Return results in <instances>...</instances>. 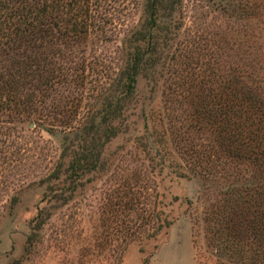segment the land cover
Masks as SVG:
<instances>
[{
  "label": "rangeland",
  "instance_id": "374dc122",
  "mask_svg": "<svg viewBox=\"0 0 264 264\" xmlns=\"http://www.w3.org/2000/svg\"><path fill=\"white\" fill-rule=\"evenodd\" d=\"M78 4L91 28L61 46L58 62L77 65L78 81L44 90L34 123L7 116L3 107H22L0 99V264H262L241 188L255 171L197 131L193 115L226 100L233 83L264 95V0H181L172 40L155 72L136 78L102 168L72 183L62 137L110 92L146 0Z\"/></svg>",
  "mask_w": 264,
  "mask_h": 264
},
{
  "label": "trees",
  "instance_id": "16d2710c",
  "mask_svg": "<svg viewBox=\"0 0 264 264\" xmlns=\"http://www.w3.org/2000/svg\"><path fill=\"white\" fill-rule=\"evenodd\" d=\"M78 1L0 0V99L6 97L9 102L17 99L22 107L18 114L13 108L3 107L7 116L24 115L28 123L33 122L28 119L44 108L41 99H37L44 90L60 81L69 84L78 81L77 65L63 68L58 63L62 57L61 46L81 38L91 28L87 23L88 9H83ZM180 1L146 0L141 24L124 43L126 63L112 81L110 92L92 110L86 122L62 137L60 157L66 160V172L72 183L102 168V150L121 132L123 114L133 95L136 78H146L155 72L163 50L172 40L177 29L174 16L179 11ZM237 87L233 83L226 100L219 98L213 106L203 103L196 108L193 126L199 124L202 127L197 131L212 132L219 140L220 150L232 159L247 160L253 167L255 172L243 179L241 188L247 213L255 217L251 221L252 230H260L261 234L255 235L264 240V95ZM192 154L191 162L196 167L207 165L204 153L202 157ZM211 156L208 154L207 160L212 168ZM58 169L49 178L58 179ZM80 186L83 182L79 180L72 192ZM62 196L60 194L59 199L62 203L71 197ZM36 220L35 228H38L42 219L37 217Z\"/></svg>",
  "mask_w": 264,
  "mask_h": 264
}]
</instances>
